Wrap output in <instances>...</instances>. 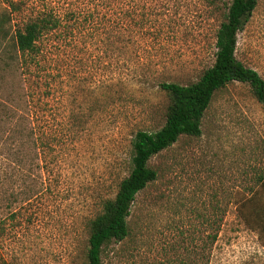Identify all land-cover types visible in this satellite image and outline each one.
Wrapping results in <instances>:
<instances>
[{"label":"rangeland","instance_id":"1","mask_svg":"<svg viewBox=\"0 0 264 264\" xmlns=\"http://www.w3.org/2000/svg\"><path fill=\"white\" fill-rule=\"evenodd\" d=\"M9 1L13 10L0 0V264H86L88 223L128 174L132 137L164 123L158 84L188 85L213 64L230 0ZM52 6L80 15L45 35L39 63L22 72L9 60L15 32ZM235 57L264 80V0ZM148 165L157 179L103 264H264V243L236 215L264 172V108L247 85L217 92L201 135Z\"/></svg>","mask_w":264,"mask_h":264},{"label":"trees","instance_id":"2","mask_svg":"<svg viewBox=\"0 0 264 264\" xmlns=\"http://www.w3.org/2000/svg\"><path fill=\"white\" fill-rule=\"evenodd\" d=\"M217 1L211 0V3L215 5ZM257 2L230 0L223 21L215 32L213 64L203 71L197 81L188 85L165 81L158 84L169 102L164 123L155 132L138 130L132 137L128 174L117 184L114 197L103 201L101 212L88 223L84 253L86 264H103L101 257L105 249L111 243H121L130 236L129 218L136 196L157 179L156 170L149 167L148 162L175 144L181 136L201 135L202 118L217 92L234 82L245 84L264 108V80L235 57L237 35L251 17ZM7 4L13 10V2L8 0ZM78 13L52 6L17 29L15 51L9 57L12 65L29 73L42 58L41 39L64 28L63 22L74 20L80 15ZM8 111L10 117L16 116V113ZM24 116H20V121ZM236 215L264 243V172L254 177V185L237 200ZM215 229L217 231L218 227ZM216 237L217 232L211 236V243Z\"/></svg>","mask_w":264,"mask_h":264}]
</instances>
